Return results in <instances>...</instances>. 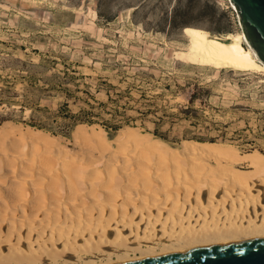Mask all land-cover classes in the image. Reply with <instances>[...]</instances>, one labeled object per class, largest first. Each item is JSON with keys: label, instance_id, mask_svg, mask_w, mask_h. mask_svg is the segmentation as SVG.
<instances>
[{"label": "bare ground", "instance_id": "obj_1", "mask_svg": "<svg viewBox=\"0 0 264 264\" xmlns=\"http://www.w3.org/2000/svg\"><path fill=\"white\" fill-rule=\"evenodd\" d=\"M186 35L182 60L264 70L243 32ZM140 130L114 143L81 124L70 142L0 125V264H115L264 238L263 153L197 140L174 147Z\"/></svg>", "mask_w": 264, "mask_h": 264}, {"label": "rangeland", "instance_id": "obj_2", "mask_svg": "<svg viewBox=\"0 0 264 264\" xmlns=\"http://www.w3.org/2000/svg\"><path fill=\"white\" fill-rule=\"evenodd\" d=\"M189 27L226 41L242 32L229 0H0V125L70 142L99 125L114 143L136 127L174 147L213 137L264 154V70L180 59ZM193 92L196 124L140 112H176Z\"/></svg>", "mask_w": 264, "mask_h": 264}, {"label": "water", "instance_id": "obj_3", "mask_svg": "<svg viewBox=\"0 0 264 264\" xmlns=\"http://www.w3.org/2000/svg\"><path fill=\"white\" fill-rule=\"evenodd\" d=\"M250 47L264 64V0H229ZM115 264H264V238L199 247Z\"/></svg>", "mask_w": 264, "mask_h": 264}, {"label": "trees", "instance_id": "obj_4", "mask_svg": "<svg viewBox=\"0 0 264 264\" xmlns=\"http://www.w3.org/2000/svg\"><path fill=\"white\" fill-rule=\"evenodd\" d=\"M224 13H227V11H225ZM214 37L218 38L217 36H214ZM204 91L208 92L209 90L205 89ZM196 97H197V93L196 92L191 93L189 95V104L184 106V107L179 108V110H177L176 112H171V113L166 114V111L163 108H161V113H158V110H160L159 107H154V108L153 107H148L147 109H142V111H140V112L142 114H144V115L149 114V113L153 114L156 118H159V119H163L164 115H167V116H169L171 118H174V117L176 118L178 116H181L182 118L189 120L191 123L196 124V123L199 122L198 119H197L198 117L195 114L197 110L195 108H193V104L195 102ZM137 101L139 102V100H137ZM66 104L67 103L64 104V107L67 106ZM21 105H22V107H24V103H22ZM61 109L62 108H60L59 111H62ZM81 112H87V111L85 109H83ZM89 121L91 122V120H89ZM156 123L158 125V121H156ZM111 126H114V127L117 128L116 124L115 125L113 124ZM106 128H108V125H106ZM153 132L157 136H160V137L166 139V137L164 135H160L161 133H159L157 128L154 129ZM195 138L197 140H199V141H205V140L214 141L213 137H200V136H197Z\"/></svg>", "mask_w": 264, "mask_h": 264}]
</instances>
